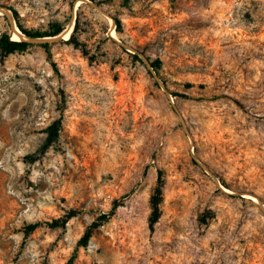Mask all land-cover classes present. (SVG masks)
<instances>
[{
	"label": "rangeland",
	"instance_id": "rangeland-1",
	"mask_svg": "<svg viewBox=\"0 0 264 264\" xmlns=\"http://www.w3.org/2000/svg\"><path fill=\"white\" fill-rule=\"evenodd\" d=\"M79 1L0 0L14 28L78 24L51 58L0 50V264H264V0Z\"/></svg>",
	"mask_w": 264,
	"mask_h": 264
},
{
	"label": "trees",
	"instance_id": "trees-1",
	"mask_svg": "<svg viewBox=\"0 0 264 264\" xmlns=\"http://www.w3.org/2000/svg\"><path fill=\"white\" fill-rule=\"evenodd\" d=\"M94 1V0H92ZM120 22H117V29H121ZM18 28L22 31L24 35L31 38H47V37H56L59 34H61L64 31V27L59 25H54L51 27L50 31L48 32H33L32 30L29 31L25 29L23 26L18 25ZM78 31V24H76L74 31L69 39V42H74L76 33ZM31 44L27 42L22 41H13L12 37L8 34H4L3 37L0 40V50L3 55L8 56L15 53H24L28 50ZM42 47L45 49L46 53L48 54L49 58H51V53L49 51V44H43ZM152 66L155 68L156 65H160V63L157 61L156 63H151ZM159 68V67H158ZM157 71V70H156ZM175 95V94H174ZM62 129V122L61 120H57L53 122L48 128H47V140L44 146V149H48L53 146V144L59 139L60 131ZM163 201V184L161 179H159L156 189L153 193L152 199H151V205H152V214L150 217V229L154 231L155 225L158 222L160 215H161V204ZM122 204L119 201H115L114 206L109 213V215L103 216L101 220L104 219H110L113 215H115L116 211L121 207ZM79 213L76 211L70 212L67 216H65L64 219H56L53 220L51 223H48L47 225L50 228H59V227H66V224L74 217H76ZM39 224H31L26 229V235H29L33 232H35ZM101 225L97 222H94L91 224L86 232L84 233L83 237L79 241V246L87 247L95 230H97ZM76 259V255L71 257V259L68 261V264H73Z\"/></svg>",
	"mask_w": 264,
	"mask_h": 264
},
{
	"label": "water",
	"instance_id": "water-1",
	"mask_svg": "<svg viewBox=\"0 0 264 264\" xmlns=\"http://www.w3.org/2000/svg\"><path fill=\"white\" fill-rule=\"evenodd\" d=\"M81 1H83L86 4H89L94 10H96L100 14L109 17V14L101 6H99L98 4H96L94 1H92V0H81ZM0 13L2 15L9 16V10L7 8H5V7H2V6H0ZM10 21H11V25H12V37H13L14 36L13 34H14L15 28L13 26L14 19H13L12 16H11ZM72 26H73V22H71V25L69 26V28H67L61 34H59L58 36H56V37H59L57 39H54V37L53 38L52 37H50V38H31V37H27L24 34L20 38H21V41L22 42H27L29 44H42L43 45V44H52V43H55V42H61V41L65 40V37L69 33V31L71 30ZM118 42L122 46V48L126 49L127 51L128 50H131L130 49V46H128L127 44H124V43H122L120 41H118ZM144 62L147 64V66H148L149 70L151 71V73L153 74V76L159 81L160 87L165 92H167L169 94L166 86L163 83L160 82L159 75H158L157 71L155 70V68L152 66L150 60H148L147 58L144 57ZM174 108L177 111V113L179 114V117H180L181 121L185 125V120H184L183 115L181 114V112L178 110V108L176 106ZM195 160L201 165V167L206 172H208L209 174H212V172L202 162H200L197 159H195Z\"/></svg>",
	"mask_w": 264,
	"mask_h": 264
},
{
	"label": "bare ground",
	"instance_id": "bare-ground-1",
	"mask_svg": "<svg viewBox=\"0 0 264 264\" xmlns=\"http://www.w3.org/2000/svg\"><path fill=\"white\" fill-rule=\"evenodd\" d=\"M80 4H83L82 3V1H79V3H78V5H77V7H76V9L80 6ZM0 15H2L1 13H0ZM9 17H10V19H11V16H10V14H9ZM14 36H13V38H12V40L13 41H21V36H23V33H22V31L19 29V28H15V30H14V34H13ZM71 35H72V31H69V33L66 35V37H65V40H67V39H70L69 37H71ZM111 36H112V38L114 39V40H118V37H117V35H116V33L114 32V31H111ZM47 38H50V37H47ZM57 38H59V37H54V39H57ZM223 189L225 190V191H227V192H229V190L228 189H226V188H224L223 187ZM247 199H250V200H253V201H256V199L254 198V197H252V196H249V195H244Z\"/></svg>",
	"mask_w": 264,
	"mask_h": 264
}]
</instances>
